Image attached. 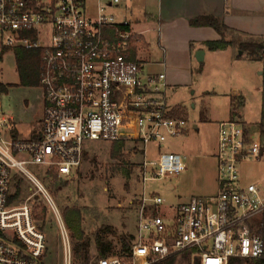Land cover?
Returning <instances> with one entry per match:
<instances>
[{
	"label": "built area",
	"instance_id": "1",
	"mask_svg": "<svg viewBox=\"0 0 264 264\" xmlns=\"http://www.w3.org/2000/svg\"><path fill=\"white\" fill-rule=\"evenodd\" d=\"M131 1L0 0V53L6 48L42 52L44 99L37 138H17L10 118L0 114V264H41L47 250L30 205L8 202L12 169L27 176L55 208L26 165L42 164L69 176L82 166L86 142L139 143L143 155L130 258L110 255L97 264H158L188 251L194 264H237L264 256V195L258 184H242L239 176L240 163L261 155L252 125L235 119L218 124L214 194L173 205L145 191L146 182L178 177L186 169L185 155L162 149L168 140L185 136L190 125L167 103L165 74L145 76L143 62L132 58L141 43L132 23L108 13ZM149 145L157 147L154 160ZM62 233L64 264H71L70 241Z\"/></svg>",
	"mask_w": 264,
	"mask_h": 264
},
{
	"label": "rangeland",
	"instance_id": "2",
	"mask_svg": "<svg viewBox=\"0 0 264 264\" xmlns=\"http://www.w3.org/2000/svg\"><path fill=\"white\" fill-rule=\"evenodd\" d=\"M135 1L111 8L108 13L118 22L125 19L130 21L135 31L148 30L145 37L149 47L147 49L143 43H139V58L143 60H138L146 64L144 73L150 70L161 72L163 69L159 63L163 51L158 44V26L142 19L134 6ZM136 19H140V23ZM231 38L239 49L241 40L235 35ZM14 50L9 48L0 60V82L9 86L8 93H0V114L13 116L17 124V138L27 140L31 139L35 131H40L42 89L40 86L20 85ZM240 52L231 47L226 52L208 54L202 62H197L194 54L189 69L191 83L166 89L168 105L177 108V114L188 121L190 129L185 136L168 140L162 151L185 155L186 169L178 177L146 182L147 193H157L167 204L173 205L183 203L193 196L214 194L218 123L232 118L235 105L240 107L241 114L236 115L235 120L240 119L252 125V129L259 132L262 146L257 160L240 163L239 176L242 184H258L264 195V109L259 100V92H255L253 84L242 78L246 56L241 57ZM235 55L242 62L236 64ZM146 60L155 64L148 65ZM234 88L242 90L243 104H240V98L232 100ZM195 125L197 128H194ZM85 147L87 151L82 166L69 176L57 175L54 178L49 173L52 168L35 163L26 165L28 171L46 189L55 208L27 176L12 169L10 195L15 194L18 187L21 191L12 206L30 205L35 224L46 236L47 250L43 259L46 264H64L62 231L66 232L70 241L71 264H77L74 258L76 241L71 237L62 217L66 207H77L82 213V228L89 243V264H97L100 259L95 245V235L100 229H105L104 239L112 241L114 255L120 251L123 237L130 241V235L137 233L136 198L143 190L138 169V163L143 161V155L138 151L140 144L125 142L119 158L111 156L110 143L86 142ZM148 150L149 159H156L157 147L149 145ZM18 158L28 159V156L19 155ZM168 186L174 189L168 190ZM260 224V234L264 237V223ZM174 257L173 264H194L190 251ZM237 264H247V261L240 259Z\"/></svg>",
	"mask_w": 264,
	"mask_h": 264
},
{
	"label": "crops",
	"instance_id": "3",
	"mask_svg": "<svg viewBox=\"0 0 264 264\" xmlns=\"http://www.w3.org/2000/svg\"><path fill=\"white\" fill-rule=\"evenodd\" d=\"M134 6H136L142 19H146L158 26V44L163 51V57L160 58L159 63L163 71L153 72L150 70L147 73H143L145 76H156L164 73L167 83L166 89L168 87L185 86L191 83L192 76L189 74L191 70L190 65L193 55L199 50L204 51V61L208 54L226 52L231 47H234L236 51H240L233 44V39L231 38L233 35L237 36V39L241 40L240 42L245 39L264 41V0H136ZM199 16L220 18L228 27L226 35L228 40L232 41V44L223 50H209L205 42L219 40L221 39V35L209 26H191L190 21ZM136 21L140 23L141 20L136 19ZM133 31L139 35L141 43L148 49L149 42L145 37V33L148 30L135 31L133 29ZM8 50L0 53L2 54V58ZM134 51L136 52L134 58L140 59L139 50L134 48ZM239 55L241 57L246 56V59L243 61L245 70L242 78L253 84L255 92H259V100H261L262 108L264 109V60L250 59L247 56V52L241 51ZM235 57L236 64L242 62L239 56L235 55ZM147 64L153 65L155 62L147 61ZM145 66L146 64L144 63V69ZM233 98H240V104L244 103L242 90L239 91L237 88H234L232 100ZM41 99L44 109L43 93ZM234 107L236 108V114L241 116L240 107L238 108L235 105ZM9 118L10 127L17 134L15 118L13 116H9ZM42 118L43 111L40 119L41 122ZM194 128H197L196 125ZM40 134L41 126L40 131H35L31 139L39 137ZM167 189L171 190L172 188L168 186Z\"/></svg>",
	"mask_w": 264,
	"mask_h": 264
},
{
	"label": "trees",
	"instance_id": "4",
	"mask_svg": "<svg viewBox=\"0 0 264 264\" xmlns=\"http://www.w3.org/2000/svg\"><path fill=\"white\" fill-rule=\"evenodd\" d=\"M190 25L194 27L200 26H209L215 29L220 35L221 39L216 41H207L205 45L209 50H223L232 44V41H229L227 38L228 27L223 23V21L214 16H199L190 21ZM239 49L242 52H247V56L250 59L264 60V41H243L239 44ZM9 48L4 49V51ZM3 51V52H4ZM15 60L18 70V75L20 78V85L22 86H40V75H41V56L42 52L40 50H26L23 48H15L14 50ZM135 51L132 50V58L135 57ZM2 59V54H0V60ZM263 77H264V68H263ZM8 85L0 83V93H7ZM234 104V103H232ZM236 108H233L232 119L236 118ZM262 121H264V113L262 115ZM125 142H116L112 144L111 156L113 158H119ZM50 175L54 178L58 175V172L54 169L49 170ZM20 188L18 187L17 192L8 197L9 204H12L20 195ZM63 221L67 228L71 232V237L76 241L74 245V258L77 264H89V243L86 240L85 232L82 228V213L77 207H66L63 210ZM109 229H107V232ZM105 229H100L95 235V245L99 258L107 257L114 255V246L112 241H107L104 239L103 233ZM134 240V235H130V241L123 237L121 239V249L115 255L129 259L131 253V247ZM175 257H169L164 261L158 264H173ZM41 264H46L44 260ZM247 264H264V256L247 260Z\"/></svg>",
	"mask_w": 264,
	"mask_h": 264
},
{
	"label": "water",
	"instance_id": "5",
	"mask_svg": "<svg viewBox=\"0 0 264 264\" xmlns=\"http://www.w3.org/2000/svg\"><path fill=\"white\" fill-rule=\"evenodd\" d=\"M203 55H204V51L203 50H199L195 54L197 61H199V62L203 61Z\"/></svg>",
	"mask_w": 264,
	"mask_h": 264
}]
</instances>
